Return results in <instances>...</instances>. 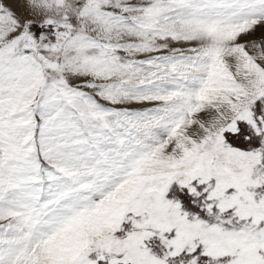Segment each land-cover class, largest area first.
I'll return each instance as SVG.
<instances>
[{
  "label": "snow or ice",
  "instance_id": "obj_1",
  "mask_svg": "<svg viewBox=\"0 0 264 264\" xmlns=\"http://www.w3.org/2000/svg\"><path fill=\"white\" fill-rule=\"evenodd\" d=\"M0 264H264V0H0Z\"/></svg>",
  "mask_w": 264,
  "mask_h": 264
}]
</instances>
